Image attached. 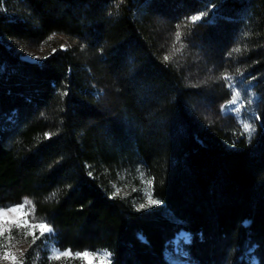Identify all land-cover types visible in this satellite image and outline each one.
<instances>
[{"label": "trees", "instance_id": "trees-1", "mask_svg": "<svg viewBox=\"0 0 264 264\" xmlns=\"http://www.w3.org/2000/svg\"><path fill=\"white\" fill-rule=\"evenodd\" d=\"M167 31L224 81L222 121L198 118ZM53 35L72 44L21 58ZM135 164L160 207L115 193ZM23 199L53 246L108 264H170L181 232L193 264H264V0H0V209Z\"/></svg>", "mask_w": 264, "mask_h": 264}, {"label": "rangeland", "instance_id": "rangeland-1", "mask_svg": "<svg viewBox=\"0 0 264 264\" xmlns=\"http://www.w3.org/2000/svg\"><path fill=\"white\" fill-rule=\"evenodd\" d=\"M167 42L164 44L166 48L164 51L170 52V56L176 59L177 62H187V69H191L190 79L196 87H200L201 91L205 92L204 97L196 104V112L198 118L205 124H212L219 120L221 117H216L215 105V91L223 88L224 81L218 74H214L212 70L206 65L200 64L196 58H190L186 55V50L180 39L177 38L176 33L167 31V35L163 36ZM59 45L63 50L69 48L72 42L65 35H53L46 42L37 48L29 46H22L19 49L20 56L23 60L31 63H39L52 52L53 45ZM211 93V98L206 95ZM203 95V94H202ZM230 100L226 103L221 110L225 116L235 115L239 106L242 104L235 94L230 96ZM220 112V111H219ZM222 121V120H221ZM220 122V121H219ZM223 125V123H221ZM113 187L116 194L121 196H129L137 209H140V204L146 205L144 209L153 207H160L158 205L148 204L149 196H152L151 179L143 171L142 167L138 164L129 167L128 169H118L115 172L113 179ZM13 208L19 211L13 213ZM0 212L8 213L9 219L16 217L19 220H27L28 226L10 225L9 230L3 235H0V264H12L11 260H5L4 254L11 253L16 257L17 264H108L109 256L104 251L97 252H71L69 250H59L47 238L50 232L41 235V230L33 225H39L34 219L33 208L30 200L23 199L18 205L8 208L0 209ZM44 224V223H43ZM188 242V235L185 232L177 234L171 241L169 247L163 251V256L170 264H193L192 260L188 257L182 244ZM62 253H67L63 255ZM85 253L87 256L85 257Z\"/></svg>", "mask_w": 264, "mask_h": 264}, {"label": "snow or ice", "instance_id": "snow-or-ice-1", "mask_svg": "<svg viewBox=\"0 0 264 264\" xmlns=\"http://www.w3.org/2000/svg\"><path fill=\"white\" fill-rule=\"evenodd\" d=\"M202 15H196V16H193L192 17V20L193 21H198L202 18ZM179 33H177V38H179ZM167 59V58H165ZM244 129L245 130H252V131H255V129L253 128V126L249 123H244L243 125ZM160 200L159 199H152L151 196H149V200H148V204L150 205H158L160 204ZM146 207L145 204L141 203L140 204V209H144ZM13 213L19 211L18 209L16 208H13L11 210ZM16 225V226H25L27 227L28 226V222L27 220H19L18 218L16 217H13L11 219H9V216H8V213L6 212H0V235H3L5 232H7L9 230V226L10 225ZM32 227H38L40 230H41V235H43L44 233L46 232H51L52 229L50 227H48L46 224H39V225H33ZM63 255H67V253H62ZM85 257L87 256V253L84 254ZM5 260H11L12 261V264H17V261H16V257L14 255H12L11 253H8L6 252L4 254V257H3Z\"/></svg>", "mask_w": 264, "mask_h": 264}, {"label": "bare ground", "instance_id": "bare-ground-1", "mask_svg": "<svg viewBox=\"0 0 264 264\" xmlns=\"http://www.w3.org/2000/svg\"><path fill=\"white\" fill-rule=\"evenodd\" d=\"M180 234V233H179ZM188 240H189V236H188Z\"/></svg>", "mask_w": 264, "mask_h": 264}]
</instances>
